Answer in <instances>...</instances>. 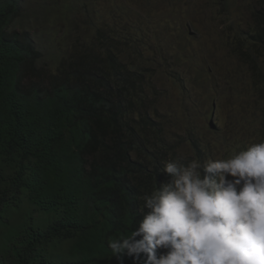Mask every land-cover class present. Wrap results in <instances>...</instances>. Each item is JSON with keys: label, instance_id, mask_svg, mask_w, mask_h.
Returning <instances> with one entry per match:
<instances>
[{"label": "trees", "instance_id": "16d2710c", "mask_svg": "<svg viewBox=\"0 0 264 264\" xmlns=\"http://www.w3.org/2000/svg\"><path fill=\"white\" fill-rule=\"evenodd\" d=\"M137 1L0 0V264H141L108 241L138 228L143 196L170 180L165 162L264 139L257 59L258 116L218 125L191 25L161 30ZM253 20L229 46L264 57V0Z\"/></svg>", "mask_w": 264, "mask_h": 264}, {"label": "clouds", "instance_id": "9594fccd", "mask_svg": "<svg viewBox=\"0 0 264 264\" xmlns=\"http://www.w3.org/2000/svg\"><path fill=\"white\" fill-rule=\"evenodd\" d=\"M163 171L170 180L143 196L138 228L109 239L113 255L141 264H264V139L203 162L168 160Z\"/></svg>", "mask_w": 264, "mask_h": 264}, {"label": "rangeland", "instance_id": "374dc122", "mask_svg": "<svg viewBox=\"0 0 264 264\" xmlns=\"http://www.w3.org/2000/svg\"><path fill=\"white\" fill-rule=\"evenodd\" d=\"M100 1L108 5L116 0ZM130 1L133 6L138 3L137 0ZM144 1L150 6V13H148L150 21L152 20L159 29H168L162 24L166 21H172L170 24L174 27H177L176 23L191 25V36L187 37L188 45L190 49H194L197 61L210 66L212 70L210 78L218 89L208 91V94L214 95L217 103L212 112L217 124L223 125L229 116H243V118L246 116L248 120H251L254 114L258 116L256 104H254L255 98L252 95V81L255 75L248 61L252 57L256 58L264 73V57L255 49L249 53L248 57L238 55L232 51L229 42L234 35L245 36L254 30L253 12L260 0ZM132 19L136 18L132 16ZM246 103L250 105L246 107ZM206 109H209L208 104ZM255 118L254 127L257 129L259 119Z\"/></svg>", "mask_w": 264, "mask_h": 264}]
</instances>
